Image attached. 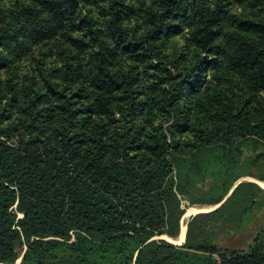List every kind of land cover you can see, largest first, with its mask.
<instances>
[{
	"label": "trees",
	"instance_id": "1",
	"mask_svg": "<svg viewBox=\"0 0 264 264\" xmlns=\"http://www.w3.org/2000/svg\"><path fill=\"white\" fill-rule=\"evenodd\" d=\"M232 1L264 4L0 0V264H264V233L229 249L201 222L229 210L230 225L251 223L254 183L191 217L184 245L160 239H178L199 182L225 199L245 148L264 165V19L232 29ZM183 32L190 60L164 53ZM214 63L239 88L216 73L203 89Z\"/></svg>",
	"mask_w": 264,
	"mask_h": 264
},
{
	"label": "rangeland",
	"instance_id": "2",
	"mask_svg": "<svg viewBox=\"0 0 264 264\" xmlns=\"http://www.w3.org/2000/svg\"><path fill=\"white\" fill-rule=\"evenodd\" d=\"M258 17H261L264 19V4L263 5H251L249 2H243V1H232L231 4H229L228 7V13H227V19H228V26L234 29L236 25H238L242 20L245 19H257ZM185 38V32H183L181 35L176 37L174 40L170 43H168L164 48V53L168 55H172V57H180L181 55H186L188 60H190V55L185 51L186 50V42L184 40ZM36 49L29 50L27 54V60L22 62V68L30 67L35 64L32 61L35 57L37 59L40 56L35 55ZM39 52V50H38ZM193 57V56H192ZM146 64H139L141 68H139L140 72L143 70L144 66ZM165 65V63H163ZM25 70V69H24ZM168 71H164V74L167 75ZM218 74L222 78L221 84L223 86L227 85L228 87H232L235 85L239 88L238 85L235 84V82H228L229 80L226 79V74L222 72L220 69V64L214 63L211 68L209 69L206 79L204 80L203 89H205L207 84L214 81V75ZM168 76V75H167ZM172 78L177 77V73L173 72L171 74ZM169 77V76H168ZM146 79H141L140 87L143 86ZM234 81V80H233ZM171 83H165L157 87L156 94H159L161 97H166L167 92H169L168 87ZM239 92V89L234 90V93L231 92L232 100L239 99V95L237 94ZM237 94V95H236ZM236 96V97H235ZM263 97V96H262ZM142 98H138V100H141ZM168 99H172L171 96L168 97ZM173 101V100H172ZM172 104H169L167 109L169 112L171 110ZM160 114V111L158 112ZM165 115V114H164ZM140 114H137L136 116H133V118L140 119ZM165 117V116H164ZM155 125L160 126L161 123L164 124V121H160V119H154L153 120ZM131 119H126V121L123 123H120V125L128 127L131 124ZM128 124V125H127ZM152 124V123H150ZM172 123H169L165 125V127H170ZM244 156L241 158V161L239 162L237 166L236 173L234 177L241 176L242 183H254L257 184V182H263L264 183V165L255 163L253 161V158L255 157V153H253V150L251 148H245L244 150ZM261 153V152H259ZM213 184V179H206L205 181H201L198 183L196 189L192 191V194L190 196L184 197V209L186 210L187 215L188 211L191 209H198L203 210L202 212H193L191 215H189L186 219V224L188 223L189 219L193 216L203 215L204 217L208 215L209 213L215 211L214 205L211 202H209V188ZM259 187H261L259 185ZM261 189L264 191V189L261 187ZM261 201L264 202V192L259 194L258 197ZM194 201L195 204H191L190 201ZM264 207V206H263ZM230 214V211L227 210L222 215H218L213 218H202L201 222H205L206 226L208 227L209 232L211 233L212 237L215 239V241L222 247L229 248V249H235V250H241V251H247L249 248L253 245V242L257 236L264 233V208L263 210L256 215L255 218H253V221L249 223L248 225L244 226L242 229H239L235 226H232L228 223L227 219ZM200 222V223H201ZM182 226V225H181Z\"/></svg>",
	"mask_w": 264,
	"mask_h": 264
},
{
	"label": "water",
	"instance_id": "3",
	"mask_svg": "<svg viewBox=\"0 0 264 264\" xmlns=\"http://www.w3.org/2000/svg\"><path fill=\"white\" fill-rule=\"evenodd\" d=\"M241 182H242V181L238 182V183L233 187V189L231 190V192L227 195V197L223 200V202H221V203L216 207L215 210L219 209L223 204H225V202L230 198V196L232 195L233 191L237 188V186H238ZM183 219H184V217H183ZM183 219H182V222H183ZM182 222H181V224H182ZM186 234H187V230H186ZM160 239H161V240H165V241H167V242H169V243H171V244H173V245H176V246H182V245H184L185 242H186V238H185V241H184L182 244H178V243H176L175 241H176L177 239H172V238H169V237H162V238H160ZM24 252H25V251H24ZM23 254H24V253H23ZM23 254H22V256L19 258V260L17 261L16 264H20V263H21L22 258H23Z\"/></svg>",
	"mask_w": 264,
	"mask_h": 264
},
{
	"label": "bare ground",
	"instance_id": "4",
	"mask_svg": "<svg viewBox=\"0 0 264 264\" xmlns=\"http://www.w3.org/2000/svg\"><path fill=\"white\" fill-rule=\"evenodd\" d=\"M260 184L264 188V183L263 182H260ZM198 209H191V210H189L188 213H187V215L184 217L183 223H182V232H181L180 236L178 237V239L175 241L176 243L182 244L185 241V238H186V230H187L186 219L193 212H196L197 213V212H202L203 211V210H198Z\"/></svg>",
	"mask_w": 264,
	"mask_h": 264
},
{
	"label": "crops",
	"instance_id": "5",
	"mask_svg": "<svg viewBox=\"0 0 264 264\" xmlns=\"http://www.w3.org/2000/svg\"><path fill=\"white\" fill-rule=\"evenodd\" d=\"M240 181H242V180H239L238 182H240ZM238 182H237V183H238ZM237 183H236V184H237ZM241 183H242V182H241ZM241 183H240V184H241ZM257 183H258V186H259V185L261 186L260 182H257ZM236 184H235V185H236ZM240 184H239V185H240ZM235 185H234V186H235ZM239 185H238V186H239ZM238 186H237V187H238ZM261 187H262V186H261ZM261 187H260V188H261ZM262 188H263V187H262ZM232 189H233V188H232ZM263 189H264V188H263ZM230 192H231V191H230ZM226 197H227V196H226ZM226 197H225V198H226ZM222 202H223V201H222ZM218 205H219V204H218ZM218 205H217V206H218ZM217 206H214V207H215L214 210L216 209ZM182 223H183V222H182Z\"/></svg>",
	"mask_w": 264,
	"mask_h": 264
}]
</instances>
